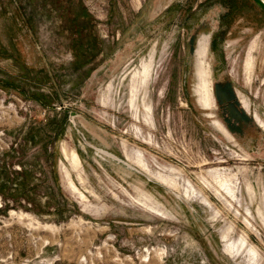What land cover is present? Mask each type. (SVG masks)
Listing matches in <instances>:
<instances>
[{
  "label": "rangeland",
  "instance_id": "1",
  "mask_svg": "<svg viewBox=\"0 0 264 264\" xmlns=\"http://www.w3.org/2000/svg\"><path fill=\"white\" fill-rule=\"evenodd\" d=\"M0 184V264H264V12L0 0Z\"/></svg>",
  "mask_w": 264,
  "mask_h": 264
},
{
  "label": "water",
  "instance_id": "2",
  "mask_svg": "<svg viewBox=\"0 0 264 264\" xmlns=\"http://www.w3.org/2000/svg\"><path fill=\"white\" fill-rule=\"evenodd\" d=\"M255 5H257L264 12V0H253Z\"/></svg>",
  "mask_w": 264,
  "mask_h": 264
},
{
  "label": "crops",
  "instance_id": "3",
  "mask_svg": "<svg viewBox=\"0 0 264 264\" xmlns=\"http://www.w3.org/2000/svg\"><path fill=\"white\" fill-rule=\"evenodd\" d=\"M227 86V85H226ZM225 93H223L224 95ZM225 96V95H224ZM221 98V97H220ZM223 100V99H222ZM227 104H231L233 102L232 98H228L227 97V100H226Z\"/></svg>",
  "mask_w": 264,
  "mask_h": 264
},
{
  "label": "trees",
  "instance_id": "4",
  "mask_svg": "<svg viewBox=\"0 0 264 264\" xmlns=\"http://www.w3.org/2000/svg\"><path fill=\"white\" fill-rule=\"evenodd\" d=\"M0 186H1V184H0ZM0 194H2V195L4 196V192H3V186H2V187H0Z\"/></svg>",
  "mask_w": 264,
  "mask_h": 264
}]
</instances>
